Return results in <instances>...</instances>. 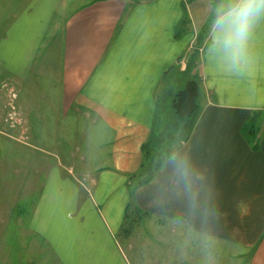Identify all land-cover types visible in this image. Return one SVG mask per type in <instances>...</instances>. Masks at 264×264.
<instances>
[{"label": "crops", "instance_id": "0c3cea01", "mask_svg": "<svg viewBox=\"0 0 264 264\" xmlns=\"http://www.w3.org/2000/svg\"><path fill=\"white\" fill-rule=\"evenodd\" d=\"M235 6L237 0H0V82L45 78L40 91L56 96L63 117L92 120V141L101 142L86 155L85 174L60 161L39 168L41 196L27 229L43 242L44 264H131L116 236L128 207L145 226H172L177 234L178 260L160 264H200L183 238L235 243L251 249L249 264H264V11L233 64L218 42V18ZM205 18L210 25L199 23ZM200 27L207 31L196 60L206 95L199 115L151 180L134 188L128 174L137 173L143 145L156 132L157 103L168 82L169 94L182 84L178 76L168 81L169 72H184L179 58ZM249 120L258 123L250 138L243 132Z\"/></svg>", "mask_w": 264, "mask_h": 264}, {"label": "rangeland", "instance_id": "374dc122", "mask_svg": "<svg viewBox=\"0 0 264 264\" xmlns=\"http://www.w3.org/2000/svg\"><path fill=\"white\" fill-rule=\"evenodd\" d=\"M195 14L192 11V19L198 23ZM206 18L199 23L210 25L211 19ZM206 31L202 27L198 28L197 39L205 35ZM193 49L194 44L190 52L179 58V62L184 59L182 65L189 72L180 73L174 66L169 72L168 81L178 76L182 78V86L188 80L200 79L197 54L192 52ZM21 84L11 80L0 82V264H44L48 256L46 258L41 252L43 242L27 229L41 196L43 178L39 168H47L60 161L64 165L71 164L76 175L81 170L85 174V168H82L85 157L101 142L92 141L98 135L92 120H81L78 114L63 117L55 105L56 96L51 97V94L40 91L47 90L45 78L37 79L32 84ZM169 84L165 85L166 93L164 85L162 87L165 96L157 107L159 119L156 132L147 148L150 156L164 155L168 148L178 143V132L170 128L173 93H167L171 89L168 88ZM205 96L202 90L200 99ZM22 104L24 108L27 107L25 112L20 106ZM257 126V122L249 120L243 129L244 134L250 138V133L257 130ZM131 175L128 174V177ZM131 213H135L134 208ZM164 226H145L140 219L131 225L127 235L123 231L116 234L121 250L131 264H160L165 257L172 258L174 262L178 260L175 258L179 254L174 249L177 234L172 231V226ZM190 240L183 238V246L188 252L195 250L200 264H249L251 249H242L235 243L204 244L201 239L200 243L194 244ZM188 256L185 253V259Z\"/></svg>", "mask_w": 264, "mask_h": 264}, {"label": "trees", "instance_id": "16d2710c", "mask_svg": "<svg viewBox=\"0 0 264 264\" xmlns=\"http://www.w3.org/2000/svg\"><path fill=\"white\" fill-rule=\"evenodd\" d=\"M197 41L194 42L195 49L192 50V52H195L196 54L198 51V47L201 44V38L197 39ZM187 71L189 72V69L185 68L183 73ZM199 78V80L194 79L186 81V83L179 87L175 93H173L172 95L170 93L172 97L170 104V117L172 122L170 124V128L178 132V143L173 148H168L165 152V155H157L156 157L150 156L151 154L147 149L150 142H152L151 139H149V141H147L143 145L145 152L141 167L139 168L137 173L132 174L128 177V180L130 182H134V188L143 186L145 183L150 181L163 161L172 156L178 145L188 138L191 129L194 126L195 120L197 119L200 112L202 82L201 77ZM158 106L159 104L157 103V107ZM128 210L129 207L125 212L123 227L121 228V231L125 232L126 235L131 229V225L134 224V222L136 223L137 221H139L140 214L137 209H135L134 214L131 213L132 209H130L129 211Z\"/></svg>", "mask_w": 264, "mask_h": 264}, {"label": "clouds", "instance_id": "9594fccd", "mask_svg": "<svg viewBox=\"0 0 264 264\" xmlns=\"http://www.w3.org/2000/svg\"><path fill=\"white\" fill-rule=\"evenodd\" d=\"M264 11V0H237V6L218 18L222 42L235 64L243 55L255 19Z\"/></svg>", "mask_w": 264, "mask_h": 264}]
</instances>
